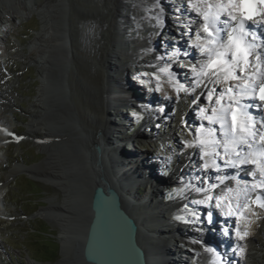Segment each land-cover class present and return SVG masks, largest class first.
<instances>
[{
	"label": "bare ground",
	"instance_id": "bare-ground-1",
	"mask_svg": "<svg viewBox=\"0 0 264 264\" xmlns=\"http://www.w3.org/2000/svg\"><path fill=\"white\" fill-rule=\"evenodd\" d=\"M72 3L78 7L75 8L76 11L73 10V13L70 10ZM169 6L162 4V0H0V27L4 32L9 29L7 26L24 21L31 14L37 15L41 23L40 32H36V36L30 42L29 54L24 56L26 58H22L28 59L29 62L38 66L41 78L37 99L32 109L27 113L30 120L24 136L31 139L33 144L45 154V157L41 166L25 167L24 172L38 182L52 187L59 194V201L51 200L49 206L40 211L44 219L54 223L60 230L62 258L56 264H67L70 260L75 259L85 264L81 258V245L90 218L88 208L90 195L93 187L104 185V181L107 179L115 183L120 192L135 203L132 207L130 206L132 210L129 211L138 222L141 231L139 240L146 249L150 264H159V262L161 264L188 263L189 260L185 261V258H187L186 255H190L189 252L186 249L183 250L184 253L177 251L174 242L167 240L168 236H183V241L192 238L207 242L212 251H204L206 254L208 253L205 256L206 262L208 260L210 264H231L233 257L231 252L233 249L234 253V247L232 238L225 228V222L228 220L222 222L212 215L208 223L203 224L199 229H185L186 227L181 229V227L175 226L178 224H170L171 222L168 220L177 208L185 205V200L190 196L203 194L218 184L217 179L212 178L215 176L211 171L205 173L204 176L207 178H201V181H192L191 184L189 181L180 182L183 181V177L190 169L189 165L194 162V156H191V151H196L194 144L191 143L193 147H190L187 153L183 152L184 164L182 165L180 162L175 165L171 176L165 179H161L154 173L158 163L148 162V155H145L146 161H142L144 159L138 158L133 149L136 146L138 151H141L139 145H131L133 139L153 138L152 125L158 123V119L162 118L161 116L168 110L167 102L163 101L158 103L161 108H155L158 101L147 92L144 95L140 93L137 95L132 88L131 91H127L129 85H127L126 78L128 74L136 73L138 67L148 66L149 63L161 71L166 67L159 61L166 49H163V46L162 49H157L158 42L155 37L160 32H165V25L170 24L168 18L173 17L171 11L175 10ZM62 11L68 12V21L71 26L77 25L80 29L84 26L88 27L84 32L86 34L84 39L74 40V37L69 34L67 31L69 28L64 24L60 15ZM176 11L174 16L178 19H182L183 15H186L192 19V22L198 21L194 14L188 15L180 8H177ZM60 21L63 23L60 24ZM178 37L181 43L170 44V41L166 43L170 44V53L166 52V54L170 55L172 59L175 55L174 49L182 47L186 41L183 35L179 34ZM16 53V56L20 55L19 52ZM68 55L69 57L73 56L77 61H81L79 56H86L89 68L85 71L79 67L76 78L70 70L71 75L68 79L60 73L54 75V80L57 79L58 83L70 80L75 84V87H73L74 92L71 91V100L66 98L62 102V106H58L54 102V110L57 113L50 124L43 118L47 105L44 99L48 83V70L46 69L48 62L51 61L61 67H66L70 60ZM204 60H206V56L200 57L199 61L201 62L199 63ZM262 61L264 65L263 57ZM192 76L197 79L194 72H192ZM260 76L264 78V70ZM3 78L0 73V87ZM177 78L180 80L185 77L173 74V81L176 84L178 83ZM80 81L83 82V86L79 85ZM200 81H202L199 82L203 87L202 92L205 89L208 93L213 87L212 84L217 82V78L201 77ZM68 84L70 85V83ZM195 92L191 93L193 99L199 95L197 90ZM178 96L180 97V94L178 95L177 92ZM141 101L145 102L144 105L149 110L148 114L146 111L140 110L137 105V102ZM13 102L10 95L0 91V122H7L4 111L13 106ZM75 104L78 108L73 111L72 106ZM127 104H133L137 108L134 111L140 113L143 118L142 124L135 134L122 137L125 132L123 127L126 120L121 112V107ZM64 110L80 116L77 120L68 118L66 121L64 120ZM183 120L187 124L191 123L188 114L183 116ZM84 138L86 141L83 140ZM16 139L18 142L19 137ZM96 146L101 147L99 156L95 151ZM155 147H160V145L157 144ZM63 152H66L68 156L74 154L73 156L78 157L81 169L75 170V172L79 171L77 174H81L86 187L89 184L90 191L84 209L77 208L76 201H74L78 192L74 191L69 180L73 176H78L74 170L70 169L71 167H68V164L63 162ZM157 157L159 160L162 159L160 155ZM163 162L159 161V164H163ZM19 169L22 167L18 166V168L10 170L9 177L14 176ZM68 169L70 170L68 171ZM80 180L78 178L76 182L79 183ZM187 183L190 184L189 188H186ZM173 184L185 189L176 200L164 201L162 192L164 194L166 188ZM220 187L222 188V185ZM138 202H142L149 209L145 210L140 204H136ZM128 204L126 207L129 208ZM80 218L82 219L80 220ZM74 222L82 225L80 234H78L80 236L79 251L78 254L72 253V257H69L66 250L72 239L71 226ZM251 241L250 236H247L242 242L248 243L250 246ZM180 260L181 262H179Z\"/></svg>",
	"mask_w": 264,
	"mask_h": 264
},
{
	"label": "rangeland",
	"instance_id": "rangeland-1",
	"mask_svg": "<svg viewBox=\"0 0 264 264\" xmlns=\"http://www.w3.org/2000/svg\"><path fill=\"white\" fill-rule=\"evenodd\" d=\"M177 1L178 2H175L177 4L173 10H176L177 8H183L182 11H185L186 14H188L187 11L191 13L188 15H193L192 13H198V11L194 10L193 8L201 0ZM188 3H191V5H188ZM171 6L174 7L170 4L169 8H171ZM76 7L77 6L73 5V3L71 4L70 10L72 13L73 10L76 11V9L78 8ZM79 8L82 9V7ZM60 15L63 19L62 21L65 22L64 24L69 28V30L67 31L70 35H72V37H74L73 39H84V37L86 36L84 32L88 27L84 26L80 29L77 25L71 26L69 24L70 22L68 21L69 14L67 11H62ZM194 17L196 18V20H198L195 15ZM62 23L60 21V24ZM173 24L174 23L165 25V32H160L158 34H162V36L159 37L160 39L158 38V36L155 37L157 42H161L160 44L163 46V49H166L162 54V56L164 55V57L160 56L161 60L159 59V61H161V63L163 64L169 65L171 71L169 72L170 74L173 73L176 75L180 74V76L183 75L184 77H191L192 71L190 70L191 68L188 64L174 59V56L172 59L170 55L166 54V52L170 53V44H166L167 42L169 43V41L177 38L179 32L180 34H183V31L191 30V27L186 28L184 25L174 27ZM7 27H9V29L5 32L0 27V73L4 77L3 83L1 84L2 86L0 87V91L6 92V94L10 95L13 98L14 104L4 111L7 122L3 124L7 125L8 129L11 130L14 135H19L18 137H21V141L12 142L1 139L0 144V264H56L62 258L60 254L62 247L59 239L60 230L54 223H50L48 220L44 219L40 214V211L43 208L48 207L51 200L54 199V201H59V194L56 190L54 191L52 187L38 182L24 172L25 167L41 166L45 157V154L40 151L35 144H33V141L24 136L26 131L28 130V123L30 120L27 113L32 109V106L35 104V100L37 99L38 90L40 88L39 86L41 84V78L39 77L38 66L35 63L29 62L28 59L25 60L22 58H26L24 56L29 54L30 42L36 36L35 33L40 32L41 23L37 15L31 14L24 21H19V23ZM160 44L158 43V45ZM16 52H19L20 55L16 56ZM79 57L81 61H77V59H75L73 56L69 57L68 55V58L70 60H75L73 62V60L70 61L68 59L69 64L66 65V67H61L57 64H54V61L48 62V66L46 69L48 70V83L46 86V95L44 97L47 105L45 106V114L43 115V118L45 120H48L50 124L52 123L53 118L57 113L54 110V102L58 106H62L63 100H65L66 98H69L68 100H71L72 92H74L73 87H75V84H73L70 80L63 82L61 81L60 83H58L57 79L56 81L54 80V75L60 73V75H65L66 79H68L71 74H73L76 78V73L79 67L87 71L89 68V64H87L88 60L86 59V56ZM65 68L67 69L64 70ZM69 70L73 73H71ZM146 70H149V68L146 66L138 67L136 73L128 74L126 82L127 85H129V89H127V91H131L133 89L136 91L135 93L137 95H139V93L144 95V87L147 88L148 91L146 92L148 94L151 93L152 90L148 88V85L151 88L156 87V93L158 94V97L154 96L155 94L153 93L150 96L154 97L156 101H158L157 99H160L163 102H167V106H171L170 110L167 107L168 110L167 112H165V116L162 115V118L158 119L159 122L152 125L153 127L151 131L154 134L153 138H157L156 142L159 141L158 138H161L160 142H162V144L164 143L162 145V155L164 158L159 160L157 157V159L154 160V162L158 163L157 168L154 169V173L161 179L170 177L174 171L175 165L180 162L182 163V165L184 164L183 152L187 153L190 149V147H187L186 144L193 143L194 146L198 147L196 151H191V156H194V162L189 165L190 169H188L186 175L183 177V181L180 182L183 183L185 181H189L191 184L192 181H201V178H207L206 176H204V171H207L211 165L207 158H204L205 155L203 153L205 150V145L200 143V141L207 142L209 141V139L206 138L199 141L198 137L200 136H197L196 139H193L189 135L188 127L185 128V125L188 126L187 123L183 124L185 123L183 121V123L177 124V120L180 114H182V116L188 114L191 121L190 125L192 127L194 125H200L202 121L207 120L206 114L209 113V105L199 100L198 103L194 105V107H191V93H196L195 91H192L193 88L187 90V95L180 91V97H177V89L174 87L175 84L171 83L169 85L167 84L168 82L160 79V76L163 77L162 75H160V69L155 73L150 71V75L146 74ZM142 74H145V76L143 77ZM131 79L138 82L136 87H138L139 85L141 88L138 90H136V87L133 88L134 85L132 86V84H129L131 83ZM68 83H70V85ZM191 84L195 86L194 83ZM79 85L83 86L84 84L80 81ZM201 87V90L197 89L199 95L202 94L203 87ZM199 95L197 96V98L199 97ZM194 99L192 98V100ZM77 108L78 106L76 104L72 106L73 111H75ZM133 108V104H127L126 106L124 105V107H121V112L124 119L126 120V124L123 127V130L125 132L123 133L122 137L129 135L130 131H132L130 135L135 134L136 130L142 124L140 113L134 111ZM129 111L131 113V116L128 115ZM198 111L200 112L198 113ZM64 113V120L66 121L68 120V118H75L77 120L80 116L79 114L75 115L72 112H68L67 110H64ZM76 113L78 112L76 111ZM178 121H180V119ZM0 138H2V136H0ZM149 138L151 137L144 138V140ZM83 140L86 141V138H84ZM146 150L147 148H143V151ZM226 151H229L226 147H221L220 145H218V152H216V157L220 159L222 163L225 159L229 158L224 155V152ZM73 155L68 156L66 152H63L62 154V156H64L63 162L68 164V167H71L70 169H72V171L74 170L75 172V170H79L81 169V167L79 163L80 161L78 162V157ZM154 155H160V157L162 156L161 152L156 150H153L150 158ZM159 161L164 162L163 164L159 165ZM18 166H21L22 169H19L18 172L14 174V176L9 177V171L18 168ZM70 169H68V171ZM77 172L79 173V171H76L75 173L77 174ZM77 176L78 177L73 176V178H71L69 181L71 182V186L73 185L74 191L78 192L74 200L76 201L75 203L77 208L84 209L87 205L88 194L90 191L89 184L86 187L85 183H83L84 179L81 177V174H77ZM78 178L81 179L79 183L76 182ZM72 182L76 184H73ZM251 182L248 183V185L254 188V185H256V183H254L253 181ZM190 184L187 183L186 188H189ZM184 189L185 188H181L179 186H176V184H173L171 186H168L166 188L167 192L165 194H163L162 192V195H165V200L167 201L176 200ZM246 189H248V187H246ZM213 198L216 199V209L219 213L222 212V209H228V207L233 204V200L234 203L238 200L236 189H234L233 186H222V188H220V190L214 195L210 194L207 196L205 195L204 197L199 199L194 198L189 200L185 203V205L177 208V210L174 211V213L179 212V214L173 215L172 218L177 219L183 216V221L187 223L188 226L192 224L203 226V223L205 224L207 220V218L205 219L203 215H206L205 213L207 211L210 212L211 210H213L214 204L210 202V200H213ZM196 201L204 202L195 203ZM196 204H198L199 206L204 205L205 208L199 207V209L202 208V216H197L195 217V219L191 220L187 216V213H185L184 211L185 208L194 211L196 209ZM203 209L206 211H204ZM81 219L82 218H80V220ZM242 220L243 221H241V224L244 225L243 222H245L246 220ZM80 222L82 223V221ZM256 222L257 219H255V217H252L251 224L245 225V227L251 229V233L249 235L252 239L251 244L246 248H244L243 245L238 246L234 253L232 249L231 253L233 257L231 258V264H264V220H262L261 223ZM75 223L77 224L75 225ZM81 223L74 222L71 226L72 239L66 250V253L69 254V257H72V253H74V255L78 254V240L80 237L78 234H80L81 231ZM170 224L174 223L171 222ZM188 226L183 224V226L180 225L178 227H181V229H184L185 227V229H192ZM202 226L200 228H202ZM235 237L241 240L239 235L236 234V230L232 232L231 238H233V241ZM237 239H235L236 242H238ZM181 248L182 249L179 250L180 252L184 253L183 250L186 249L189 254L192 255H186L187 258H185V261H187V259L189 261L185 264H203V255H195L191 253L192 250L189 248V246L183 247L181 245ZM48 260L51 261L48 262ZM76 260L77 259L70 260L69 262H67V264H82Z\"/></svg>",
	"mask_w": 264,
	"mask_h": 264
},
{
	"label": "snow or ice",
	"instance_id": "snow-or-ice-1",
	"mask_svg": "<svg viewBox=\"0 0 264 264\" xmlns=\"http://www.w3.org/2000/svg\"><path fill=\"white\" fill-rule=\"evenodd\" d=\"M256 4L264 5V0H226V4L220 5L230 20L235 22L236 25L228 33L226 41L220 39L219 30H213L215 29V24L220 21V15H215L211 21L209 20L208 14L204 15L205 22L201 25V28L204 33H207L210 39L206 41V44L197 45L201 54L206 56V60L199 67L195 65L191 67V71L196 74L198 80L197 87H199V82H202L200 81L201 77L206 79H219L222 73L225 76V82L229 79H240L236 75V70L239 69L240 72L245 71L241 65L247 63L252 48V45L247 44L244 40V37L248 35V32L245 31V22L253 19ZM210 24L212 28L209 27ZM249 87L247 81H245L244 88L237 96H252L260 103H264V81H261L258 92L255 87H251L249 91ZM227 92H233L232 86L227 88ZM209 98L211 99V97ZM223 99V94L217 98L216 103L221 104V107L219 109H213V115L207 117V119L219 122L221 127H227V121L230 117L232 133H243L247 135L249 133L248 122L252 120V117L247 112L248 106L241 104L238 98L234 100L231 95H229L228 99L230 101L234 100V102L224 106L221 103ZM261 127H264V123H262ZM252 135H255V133H252ZM260 140L261 143H264V132L260 134ZM200 143L204 144L206 141H200ZM186 146L193 147L192 144H186ZM247 162L255 163L254 160ZM261 173L264 174V168H261ZM261 186L264 187V185ZM203 202L196 201L195 203ZM260 206L264 207V204ZM208 251H212V249H208Z\"/></svg>",
	"mask_w": 264,
	"mask_h": 264
},
{
	"label": "water",
	"instance_id": "water-1",
	"mask_svg": "<svg viewBox=\"0 0 264 264\" xmlns=\"http://www.w3.org/2000/svg\"><path fill=\"white\" fill-rule=\"evenodd\" d=\"M136 109L134 107V110ZM138 145L143 150L144 146L141 143ZM95 151L99 156L101 147L96 146ZM107 180L104 181V185L93 187L90 195L88 206L90 218L81 245L82 262L85 264H150L146 249L139 240L141 231L138 222L129 211L132 210L134 202L122 194L115 183ZM145 201L147 202L146 199ZM136 204H140L145 210L148 208L142 202ZM187 240L173 238L177 245L189 246L192 250L199 249L203 252L208 250L205 243L197 245Z\"/></svg>",
	"mask_w": 264,
	"mask_h": 264
},
{
	"label": "trees",
	"instance_id": "trees-1",
	"mask_svg": "<svg viewBox=\"0 0 264 264\" xmlns=\"http://www.w3.org/2000/svg\"><path fill=\"white\" fill-rule=\"evenodd\" d=\"M147 75H148V73H146ZM142 76L144 77L145 76V74H142ZM196 208L197 207H199V205L198 204H196V206H195ZM185 213H187V216L192 220V219H195V217H197V216H199V213H196V212H192V210H190V209H187V208H185V211H184ZM178 220L181 222V223H185L183 220V216L182 217H180V218H178ZM49 261H51V260H48V262Z\"/></svg>",
	"mask_w": 264,
	"mask_h": 264
}]
</instances>
